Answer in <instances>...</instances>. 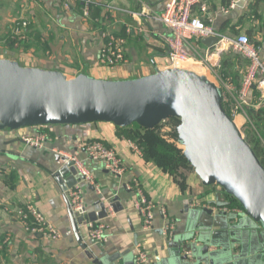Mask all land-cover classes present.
Returning a JSON list of instances; mask_svg holds the SVG:
<instances>
[{"label":"crops","instance_id":"obj_1","mask_svg":"<svg viewBox=\"0 0 264 264\" xmlns=\"http://www.w3.org/2000/svg\"><path fill=\"white\" fill-rule=\"evenodd\" d=\"M165 1L94 0L90 17L86 18L79 0H70L69 7L62 0H0V58L15 59L23 66L60 70L70 78L80 73L117 80L150 75L168 64L165 39L172 32L158 19ZM231 1L207 0L209 14L215 15L214 29L228 36L245 33L255 38L264 57V0H235V8L222 12ZM23 18L28 21L27 35L17 44L10 30ZM235 29L239 33H234ZM105 31L126 39L127 61L116 70L100 56ZM196 45L201 53L208 48L202 41ZM190 54L197 56L193 50ZM222 55L220 64L214 66L216 75L220 72L223 79H230L231 96L238 99L247 61L232 53ZM189 69L205 75L225 91L207 65L196 63ZM247 99L246 108L264 104L255 89ZM246 122L243 114L236 119L241 129H245ZM32 128L0 131V264H105L103 259L114 264H136L138 246H143L152 264H156L170 238L162 232L166 220L157 209L153 226L146 228L134 205V194L126 189L127 182L139 177L148 197L174 220V230L181 228L188 203L196 208L214 199L215 192L209 193L210 187L204 186L199 177L187 174L188 188L183 190L172 175L137 158L127 138L120 136L111 122L50 125L47 130L51 137L43 149L22 141L21 133ZM94 139L117 150L128 168L123 176L113 175L102 161L90 158L86 145ZM60 151L79 159L92 172L97 186L84 185L86 214L76 219V231L67 191L82 179L76 165L69 166ZM222 198L226 200L223 194ZM30 201L61 232L60 239L25 230L13 210ZM91 219L105 223L106 241L90 238ZM259 260L264 264L263 249Z\"/></svg>","mask_w":264,"mask_h":264},{"label":"water","instance_id":"obj_2","mask_svg":"<svg viewBox=\"0 0 264 264\" xmlns=\"http://www.w3.org/2000/svg\"><path fill=\"white\" fill-rule=\"evenodd\" d=\"M217 40L212 36L202 42L212 47ZM169 118L180 119L179 143L202 184L218 185L244 212L224 210L228 202L222 191L196 208L188 203L181 228L170 233L156 264H260L264 164L226 111L215 82L183 68L156 69L132 79L85 73L70 78L60 70L0 58V131L97 121L152 129ZM67 164L74 167L72 160ZM70 216L76 231L79 216L71 208Z\"/></svg>","mask_w":264,"mask_h":264},{"label":"built area","instance_id":"obj_3","mask_svg":"<svg viewBox=\"0 0 264 264\" xmlns=\"http://www.w3.org/2000/svg\"><path fill=\"white\" fill-rule=\"evenodd\" d=\"M69 7L70 0H62ZM83 2V16L90 17V9L94 0H79ZM238 2L232 0L229 5L222 7L221 11L227 13L230 9L235 8ZM215 15L209 14L207 0H166L165 8L158 19L164 23L172 32L166 37L168 48V64L158 69L183 68L189 69L196 63L205 64L210 72H215L214 66L220 64L223 53H232L247 61V70L243 75L241 90L238 99L232 98L233 85L230 79H223L218 72L217 81L224 85L223 103L229 108V114L236 121L237 117L243 114L247 121L249 117L246 112L248 103V94L252 90H258L261 99L264 100V57L260 48L255 45L249 36L241 33L235 36L225 35L214 29L212 23ZM28 21L21 19L14 23L11 29L14 40L21 42L26 39ZM216 36L217 42L208 47L204 53L197 48L196 42L203 39ZM105 44L101 50L100 56L105 64L112 70H116L125 64L126 59V39L122 36L114 35L111 32L103 33ZM190 50L196 53V57L190 54ZM190 70V69H189ZM33 127V128H32ZM48 125H37L31 127L32 130H25L21 133L22 141L37 149H43L51 137L50 131L46 130ZM23 129V128H19ZM131 151L137 158L143 159V151L140 146L133 140L127 139ZM87 153L93 160L102 161L105 168L116 176H123L128 170L120 154L113 147L107 146L102 140L94 139L86 145ZM59 154L66 162L74 161L81 183L67 191L69 206L78 216L85 215L84 205V185H95L92 172L75 156L64 153ZM97 187V186H96ZM126 189L134 194V205L143 217L146 228L153 226L155 212L160 209L162 216L166 220L162 232L168 237L175 229L174 220L169 218L167 210L155 204L145 193L142 182L139 177H132L126 184ZM224 210L239 209L224 207ZM242 210V209H241ZM13 214L24 225L25 230L32 234H41L51 240L61 238V232L48 220L46 215L33 202H27L23 207L13 210ZM90 238L96 242L106 241V225L100 220L89 221ZM136 264H152L151 258L143 246H138L136 254Z\"/></svg>","mask_w":264,"mask_h":264},{"label":"trees","instance_id":"obj_4","mask_svg":"<svg viewBox=\"0 0 264 264\" xmlns=\"http://www.w3.org/2000/svg\"><path fill=\"white\" fill-rule=\"evenodd\" d=\"M255 45L257 44L255 43ZM224 107L226 111L230 113L227 105L224 104ZM246 112L250 120L247 121L245 125V132L249 139L247 137L245 138L264 164V104L257 108H246ZM166 121H174L175 124L178 123L177 127L180 124V119L178 118H169ZM161 124L152 129L143 128L137 123L124 127L115 126L117 128V133L120 136L133 140L140 146L143 151L144 161L154 163L164 172L172 175L181 189L185 190L188 188L187 177L184 173H181L180 170L192 166L184 155V149L179 145L177 130L175 134L177 143L168 142L158 131ZM45 128L46 130L49 129L47 127ZM209 187V193L218 190L223 192V195L228 202L227 207H237L243 210L240 202L232 195L227 194L223 189H220L218 185Z\"/></svg>","mask_w":264,"mask_h":264},{"label":"rangeland","instance_id":"obj_5","mask_svg":"<svg viewBox=\"0 0 264 264\" xmlns=\"http://www.w3.org/2000/svg\"><path fill=\"white\" fill-rule=\"evenodd\" d=\"M17 22V21H16ZM15 22V23H16ZM12 29V27H11ZM240 30L238 29H235L234 33H239ZM11 32V30H10ZM12 37V36H11ZM14 38H16V36L12 37V39L14 40ZM251 38V41L255 44L256 43V40L255 38L253 39L252 37ZM17 44H19L18 41L14 40ZM14 42V43H15ZM235 58H238V56H235ZM178 124V123H177ZM177 124H175L174 121H166L164 123L161 124L160 128H159V133L162 134L163 137H165L167 139L168 142H175L177 143V140H176V130H177ZM244 136L247 137L249 139V137L247 136L246 132H245V129H241ZM180 147L183 148V145H181L179 143ZM184 149V148H183ZM181 173H184L185 175L189 174V175H192L193 178H196L198 177V175L196 174L194 168L192 167H189V168H185V169H181L180 170ZM207 187V186H206ZM209 188V187H208ZM207 197V196H206ZM208 199V197H207Z\"/></svg>","mask_w":264,"mask_h":264}]
</instances>
